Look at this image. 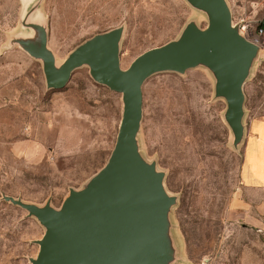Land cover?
Returning a JSON list of instances; mask_svg holds the SVG:
<instances>
[{
	"label": "rangeland",
	"instance_id": "374dc122",
	"mask_svg": "<svg viewBox=\"0 0 264 264\" xmlns=\"http://www.w3.org/2000/svg\"><path fill=\"white\" fill-rule=\"evenodd\" d=\"M226 1L233 25L260 48L243 85L247 125L264 117V0ZM36 2L58 64L84 40L122 27L125 69L142 52L178 38L188 22L207 25L185 0H0V264H30L44 232L3 196L58 209L69 189L83 188L106 163L122 112L120 94L94 82L87 67L62 89L47 90L41 63L9 44L33 34L20 22ZM213 90L204 67L148 78L139 151L176 198L169 215L173 264H264V228L235 212L243 144L232 147L226 105Z\"/></svg>",
	"mask_w": 264,
	"mask_h": 264
},
{
	"label": "water",
	"instance_id": "95a60500",
	"mask_svg": "<svg viewBox=\"0 0 264 264\" xmlns=\"http://www.w3.org/2000/svg\"><path fill=\"white\" fill-rule=\"evenodd\" d=\"M185 1L205 15L207 25L201 28L188 22L178 38L142 52L125 69L119 55L122 27L84 40L58 64L37 14L39 2L21 19L33 34L13 37L9 44L19 45L41 63L47 90L62 89L72 73L85 66L91 79L120 94L122 103L106 163L83 188L69 189L58 209L49 201L39 206L3 196L44 229L35 241L38 252L30 264H173L177 260L169 218L176 198L167 193L163 172L139 151L143 84L157 73L206 68L214 79V98L225 102L223 118L237 149L246 134L243 85L260 50L233 25L226 0Z\"/></svg>",
	"mask_w": 264,
	"mask_h": 264
},
{
	"label": "crops",
	"instance_id": "0c3cea01",
	"mask_svg": "<svg viewBox=\"0 0 264 264\" xmlns=\"http://www.w3.org/2000/svg\"><path fill=\"white\" fill-rule=\"evenodd\" d=\"M242 150L235 212L264 228V117L249 120Z\"/></svg>",
	"mask_w": 264,
	"mask_h": 264
}]
</instances>
